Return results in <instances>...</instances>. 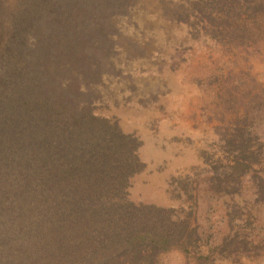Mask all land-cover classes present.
Instances as JSON below:
<instances>
[{
  "label": "trees",
  "instance_id": "1",
  "mask_svg": "<svg viewBox=\"0 0 264 264\" xmlns=\"http://www.w3.org/2000/svg\"><path fill=\"white\" fill-rule=\"evenodd\" d=\"M263 38L264 0H0V264H154L196 244L194 176L175 179L174 205L130 198L140 139L95 106L126 89L156 99L136 60ZM247 113L213 126L225 159L201 169L215 193L231 196L264 151Z\"/></svg>",
  "mask_w": 264,
  "mask_h": 264
},
{
  "label": "rangeland",
  "instance_id": "2",
  "mask_svg": "<svg viewBox=\"0 0 264 264\" xmlns=\"http://www.w3.org/2000/svg\"><path fill=\"white\" fill-rule=\"evenodd\" d=\"M138 61L137 85L158 81L162 92L156 99L141 105L136 96L126 99V89L117 103L95 106L140 139L142 167L130 180L129 197L174 205L173 194L181 187L175 179L189 173L200 194L188 218L197 228V243L186 252L165 251L154 264H264V188L259 200L254 196L256 184L264 186V151L231 196L209 189L201 169L217 157L225 159L214 125L234 119L244 108L247 120L259 123L257 131L264 124V38L255 48L204 42L177 50L164 63ZM224 236L229 242L220 246ZM210 247L207 258L198 257Z\"/></svg>",
  "mask_w": 264,
  "mask_h": 264
}]
</instances>
